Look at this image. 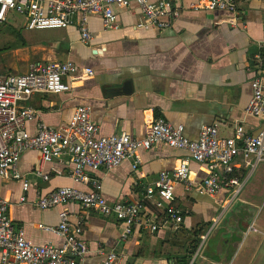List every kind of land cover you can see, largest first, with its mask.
<instances>
[{
	"label": "crops",
	"instance_id": "1",
	"mask_svg": "<svg viewBox=\"0 0 264 264\" xmlns=\"http://www.w3.org/2000/svg\"><path fill=\"white\" fill-rule=\"evenodd\" d=\"M170 1L175 15L166 29L137 28L141 12L133 3L129 9L117 11L115 28L104 27L99 15L90 16L92 38L88 43L80 41L76 25L34 40L33 48L39 55L34 62L70 60L91 67L93 75L71 81L69 91L36 93L22 102L37 112L29 123L30 130H35L38 121L53 127L65 124L79 105L90 106L92 120L102 133L126 132L135 138L144 136L148 113L183 125L189 138H197L202 125H216L221 137L233 135L237 125L254 134L264 129V120L245 111L252 94L250 82L263 65L264 0H241L236 17L225 11L196 8L197 0ZM128 82L131 91L125 93L122 89ZM110 88L119 93L109 94ZM139 157L135 167L134 159L128 158L114 169L101 168L88 175L99 181L109 202L141 200L142 213L151 221L162 222L165 214L155 208L153 198L143 197L162 172L171 173L180 160L188 159L192 182L200 183L206 175L204 167L185 150L157 145L141 150ZM17 167L30 185L28 191L23 192L22 181L0 178V195L10 202L14 228H23L31 244H61V237L42 226H57L60 212L66 210L71 223H83L88 264L99 262L110 250L123 256V264H182L179 259L187 254L192 239L208 232L206 240L214 235L218 241L209 245L200 264H264V161L249 167L240 158L236 160L231 174L240 183L236 194L222 188L211 197L175 183L172 204L182 212L180 228L140 229L126 238L121 223L111 214L77 203L44 210L36 206L41 194L56 187H90L69 176L68 156L43 162L37 151L29 150ZM37 170L49 178L44 179ZM22 195L27 199L23 203L19 202ZM231 211L227 229L214 233ZM219 213L221 218L212 230L209 226L203 233L202 224H211ZM231 244L236 249H227Z\"/></svg>",
	"mask_w": 264,
	"mask_h": 264
},
{
	"label": "built area",
	"instance_id": "2",
	"mask_svg": "<svg viewBox=\"0 0 264 264\" xmlns=\"http://www.w3.org/2000/svg\"><path fill=\"white\" fill-rule=\"evenodd\" d=\"M136 4L141 12L137 28L166 29L170 27L172 13L170 0H0V25L7 22L13 12L25 20L27 30L64 29L76 25L79 39L88 43L92 38L89 18L99 15L106 28L117 27V11L129 9ZM196 8L208 11H225L238 14V0H197ZM235 17L230 21H234ZM93 75L91 67H81L73 61L32 62L23 73L0 71V178L22 181L23 192L30 185L19 172L17 164L22 154L37 151L41 161L51 162L68 156L69 176L77 182L87 183V190L72 186H59L36 200L40 209H50L67 203H77L103 215H113L123 227V237L135 230L157 231L167 226L177 231L183 216L173 206L174 184L181 182L185 190H195L215 196L222 188H230L236 194L240 189L234 172L237 159L249 167L264 161V129L249 133L243 125H237L231 136L221 137L216 125H202L197 138H189L184 126L173 125L164 117L148 113L145 116L144 136L135 138L126 132L105 134L91 117L88 105L77 106L68 122L53 127L38 121L31 131L29 123L36 117V110L21 105L33 94H59L69 91L71 81L86 79ZM251 98L246 113L264 120V77L255 76L251 82ZM164 145L188 152L189 157L201 164L206 172L200 183L189 178L188 159L180 160L171 173L162 172L152 187L146 189L143 200L152 199L155 208L165 214L162 222L151 221L143 213L142 201L109 202L90 171L101 168L111 170L125 159L133 158L134 167L139 162V152ZM44 179L47 174L36 171ZM22 195L19 202H25ZM151 201V200H149ZM10 202L0 195V264H88L85 257L89 246L83 236L81 221L71 223L67 211L60 212L57 226H42L62 238L59 245L29 243L21 227L14 228L9 216ZM208 233L202 235L196 249L186 264H199L202 245ZM94 264H123V256L115 250L103 254Z\"/></svg>",
	"mask_w": 264,
	"mask_h": 264
},
{
	"label": "rangeland",
	"instance_id": "3",
	"mask_svg": "<svg viewBox=\"0 0 264 264\" xmlns=\"http://www.w3.org/2000/svg\"><path fill=\"white\" fill-rule=\"evenodd\" d=\"M24 24V18H22V16L18 13L13 12L9 15L7 22L0 25V71L2 73L25 72L28 65L36 61L39 57L36 52V49L33 48V41L38 39V37L43 36L44 34L52 33V31L56 30H27L24 27ZM7 26H11L16 30H20L27 44H25V46L19 45V40L7 33ZM233 211H231L230 215L226 217L225 220H220V222L216 225L214 233H223L227 229L226 221L227 219H229ZM220 218L221 213L216 215V218L213 219V222L211 224H202L201 228H204L203 233L209 231V226L212 230V228L215 226V224ZM214 237L215 236L212 235L210 238L208 237L207 240H204V243L201 248V256H203L204 253H208L209 245H212L213 243L218 241L217 239L215 240ZM227 249H236V246H232L231 244L227 247ZM201 258L202 257L198 259L199 264L201 263Z\"/></svg>",
	"mask_w": 264,
	"mask_h": 264
},
{
	"label": "trees",
	"instance_id": "4",
	"mask_svg": "<svg viewBox=\"0 0 264 264\" xmlns=\"http://www.w3.org/2000/svg\"><path fill=\"white\" fill-rule=\"evenodd\" d=\"M241 0H238V2H240ZM7 30H8V34L11 35L12 37L18 39L19 41V45L21 46H25L26 40L24 39L23 35L21 34L20 30H16L15 28H12L11 26H7ZM261 58L263 60V65H262V69L260 71H258L259 73L257 74V76H263L264 75V47L261 50ZM200 242V238L195 237L194 239H192L191 242V246L190 249L187 251V254L184 256H181L179 259V262L182 264H186L190 254L194 251V249L197 248L198 244Z\"/></svg>",
	"mask_w": 264,
	"mask_h": 264
},
{
	"label": "water",
	"instance_id": "5",
	"mask_svg": "<svg viewBox=\"0 0 264 264\" xmlns=\"http://www.w3.org/2000/svg\"><path fill=\"white\" fill-rule=\"evenodd\" d=\"M129 85H130L129 82L126 83L125 88L122 89L123 92H125V93H129V92L131 91ZM107 92H108L109 94H117V93H119L118 89H116V88H110V89H107Z\"/></svg>",
	"mask_w": 264,
	"mask_h": 264
}]
</instances>
